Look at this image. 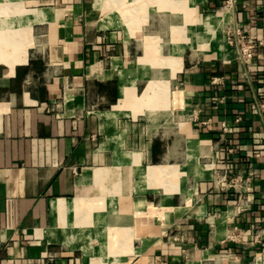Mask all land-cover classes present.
Here are the masks:
<instances>
[{"label":"crops","instance_id":"crops-1","mask_svg":"<svg viewBox=\"0 0 264 264\" xmlns=\"http://www.w3.org/2000/svg\"><path fill=\"white\" fill-rule=\"evenodd\" d=\"M227 1L0 0V264H264V0Z\"/></svg>","mask_w":264,"mask_h":264},{"label":"built area","instance_id":"built-area-1","mask_svg":"<svg viewBox=\"0 0 264 264\" xmlns=\"http://www.w3.org/2000/svg\"><path fill=\"white\" fill-rule=\"evenodd\" d=\"M227 2H232V0H228ZM234 44L237 47L238 56L239 59L243 62H249L252 57L254 56L255 50L258 45L261 44L260 41H257L251 37H249L241 28L236 26L234 28ZM236 121H239V118L236 119ZM234 130V127L231 126H224L223 127V139L225 141L228 140L227 134L232 133ZM231 151V148L229 149Z\"/></svg>","mask_w":264,"mask_h":264}]
</instances>
